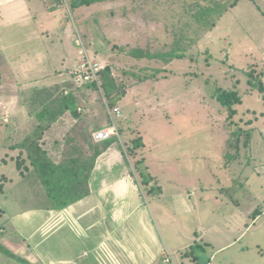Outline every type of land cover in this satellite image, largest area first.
<instances>
[{
  "label": "rangeland",
  "instance_id": "rangeland-1",
  "mask_svg": "<svg viewBox=\"0 0 264 264\" xmlns=\"http://www.w3.org/2000/svg\"><path fill=\"white\" fill-rule=\"evenodd\" d=\"M88 1L83 6H75L71 0H47L45 4L54 7V19L50 13L40 12L33 27L36 39L28 35L29 42L20 36L18 25L0 28V106L4 114L0 116L1 246L16 255L15 246L6 244V236L2 241L1 230L9 231L8 221L17 212L52 202L44 185L37 184L40 182L37 173L23 174L24 180L19 178V166H27L29 161L22 151L19 154L9 146L28 136L35 125L29 121L19 131L7 135L9 125L4 118L12 112L2 105L1 95L8 102H15L18 96L27 106L19 110L31 116L39 105L32 103V91L22 93V87L37 85L42 81L37 78L54 67L59 70L57 75L65 74L70 63L60 61L61 54L55 55V60L49 55L48 61L46 52L39 51L40 41L57 40L58 34L65 38L68 33L73 36L79 33L89 56L104 69L111 70L116 81V96L112 100L130 114L129 126L133 132L141 133L137 152H153L149 167L138 155L137 159H128L139 181L143 183L146 178L143 166L154 172L168 167L160 172L164 185L175 177L192 183L209 181L215 188L235 187L234 196L241 203L240 213L234 209L231 199L228 197L230 202L226 198L223 189L216 190V213L213 216L211 212L210 221L217 232L223 230L226 234L217 238L214 250L204 241L202 247L196 249V263L264 264V215H261L264 203L260 218L251 215L253 203L259 204L264 197V94L251 85L247 76V72L252 73L254 83H262L264 88V0H239L214 28L203 27L209 28L204 33H200L197 23L191 20L190 14L197 8L188 12L187 0ZM44 30L48 34L42 36ZM59 47L56 45V50H60ZM49 49L52 50L51 46ZM139 49L151 56L137 60L132 52ZM147 77V81H142ZM58 80L60 77L56 78V90L64 84H58ZM33 81L36 82L32 84ZM233 90L238 91L242 102L235 105L237 114L229 118L228 108L217 97ZM91 94L90 102L102 107L103 112L96 108L92 112L96 116L90 117L88 126L100 127L108 123L119 126L120 122H113L110 116L112 109L113 118H116L117 104L112 107L101 83L94 85ZM84 109H89V105ZM127 126L126 122L119 126L126 150L132 143L126 137L132 132ZM249 129H252L250 147L244 146L245 136L241 139V152L250 161L244 172L248 177L245 187L242 179L243 185L238 181L240 168L225 166V148L231 131ZM86 144L87 141L84 148ZM229 152L236 151L231 148ZM243 154L235 166L242 161ZM178 155L183 158H177ZM162 157L169 162H161ZM209 201L213 202L212 196ZM238 229L240 234L247 230L235 244L217 252L221 242L229 243L240 235ZM176 258L190 264L180 255ZM16 263L23 261L0 252V264Z\"/></svg>",
  "mask_w": 264,
  "mask_h": 264
},
{
  "label": "crops",
  "instance_id": "crops-1",
  "mask_svg": "<svg viewBox=\"0 0 264 264\" xmlns=\"http://www.w3.org/2000/svg\"><path fill=\"white\" fill-rule=\"evenodd\" d=\"M46 1L0 0V28H11L18 25L20 36L29 42L28 35L34 37L33 27L40 12L46 11L54 19V7L46 5ZM46 33L48 34V31L44 30L41 35L44 36ZM57 37V40L53 39L50 42L41 40L39 51L40 53L46 52L48 61L50 60L49 55L53 56L51 60H55V55L61 54L60 61L70 62L66 67L69 71L63 75H57L59 70L54 67L37 78L42 79L41 82H37V85L33 84L36 82L33 81L31 82L33 87L30 84L22 87L24 89L22 93L26 94L30 91L50 90L55 87L58 77H60L58 84L74 86L67 92H70L74 98L77 115H73L70 111L67 112L44 132L39 145L43 157L52 161L56 166L65 164L67 173L71 176L73 167H78L73 159L77 161L90 159L94 155L95 148L107 142H110V145L95 161L89 180L90 193L88 196L63 209L54 208L52 201L50 205L45 204V206L17 212L11 216V223L10 220L8 221L9 231L6 233V230H1L2 241L6 236V244L15 246L14 253L30 264H163L167 254H170L177 264H184L178 261L177 255L182 256L190 264L191 261L197 264L195 256L186 254L190 253L193 248L202 247L201 244L204 241L214 250V243L219 240L217 238L226 234L223 230L217 232V227L210 221L211 212L213 216L216 213L215 203L218 201L216 190L223 189L229 201L230 196L225 193V188H215L214 183L209 181L192 183L179 181L178 178L172 177V180H167V185L161 183L160 172L168 167H162L156 172L149 171L147 167L152 162L153 152H138L133 156L130 150H126L122 144L123 138L119 133L121 123H128L127 129L132 131L126 136L129 141L135 140V137L140 138L141 133L133 132L129 126L130 114L124 112L119 104L116 106L119 111L116 112L115 119L112 109L110 110L113 122H120L117 126L119 136H114L107 141L96 142L93 134L110 127L111 124L100 127L88 126L87 122L91 119L90 117L96 116L92 112L96 108L102 111V107L96 106L89 100L91 92L93 93V84L84 83L75 71L80 61L74 44L75 35L68 33L63 38L61 34H58ZM20 42L21 40L17 44ZM56 45L60 46V50H56ZM50 46L52 50L49 49ZM74 73L76 76L73 75ZM16 89H19L18 85ZM1 98L3 100L1 103H4L2 105H5L12 113L14 112L8 118H4L5 123L9 125L7 135L19 131L29 121H33L35 127L38 125L36 112L31 113L30 116L19 110L27 108L25 101L21 102L18 96L15 102H8L2 95ZM88 105L89 109H84ZM2 113V106H0L1 117L4 116ZM25 138L15 142L9 148L12 151L17 150L19 154L22 151L29 161L26 150L15 147ZM85 141H87L86 148H84ZM251 153H253L252 150ZM137 155L147 166L142 167L144 168L142 172L146 174L147 179L151 180L148 185L138 180L128 163V159H137ZM177 158H183V156L178 155ZM247 160L246 155L243 154L242 161L235 166L237 161L231 167L235 170L240 168L241 177L238 181L243 185V180L245 187L248 177L247 174L244 175V172L250 164ZM160 161L165 164L169 162L165 157H162ZM245 161H247L246 164ZM29 172L37 173L30 161L27 166L24 165L22 168L19 166L18 173L21 180H24L23 174ZM39 181L37 184H43L41 179ZM210 196L213 202L209 201ZM235 198L230 202L240 213V199ZM257 202H259L258 199ZM260 203L257 205L253 203L254 209L251 215H254L255 219L260 216V213L257 215L255 213L263 206L264 197ZM246 230L240 234V229H238L240 235L229 243L221 242L222 246L217 252L235 244ZM227 233H230V230Z\"/></svg>",
  "mask_w": 264,
  "mask_h": 264
},
{
  "label": "trees",
  "instance_id": "trees-1",
  "mask_svg": "<svg viewBox=\"0 0 264 264\" xmlns=\"http://www.w3.org/2000/svg\"><path fill=\"white\" fill-rule=\"evenodd\" d=\"M71 2L75 3V6H83L89 1L71 0ZM238 3L239 0H187L185 7L188 12H191L190 10H194V8H197V10L193 14H189L190 17L193 18L191 20L197 23L198 31L200 33H204L208 31L209 28H214L219 19L223 17L228 11L235 8ZM203 27L209 28L204 29ZM201 28L203 29L202 31ZM132 54L135 55L134 58H136L137 60L147 59L151 56L149 53L141 49L134 50ZM73 75L76 76V73H74ZM247 76L251 85L253 84V87L259 89V91L264 94V88L262 83H254V77L250 72H247ZM147 80L148 77L142 81ZM100 83L101 88L105 92L108 100L112 103V107H114L117 104L115 101L112 100L113 97L116 96L114 94V91L116 89V81L112 76L110 68L107 67L100 72L99 84ZM99 84L94 83L93 86ZM73 87L74 86L72 84H63L60 88H58V90H56V87H54L50 90H37L31 93L32 103L37 106H41L38 108L37 111H35L38 119V125L28 135V137H26L22 142H20V144H17L15 146L26 150L30 163L32 164L34 170H36L38 176L40 177L45 189L48 192V195L54 202L53 205L56 209H63L71 205L73 202H76L89 195V180L94 169L95 161L97 157H99L104 151H106L110 145V142H107L104 143L102 146L95 148L94 155L90 159L85 158L79 161L73 159V161L76 162L75 164L78 165V167H73V169L71 170V176L69 173H67V166H64L65 164L56 166L53 164L52 161L43 157L42 149L39 145L41 139L43 138L44 132L54 122L63 117L67 112L70 111L73 115L77 113L76 108H74V98L71 96L70 92H67L69 88L71 89ZM217 98L218 101L221 102L224 107L228 108L229 118L237 114L235 105L240 104L242 102V98L237 90L221 93L218 95ZM251 132L252 129L246 131H231L230 140H227V146L225 148V166H233L234 163L240 158V155L243 154L241 152V139L243 136H245L244 146L246 148L250 147ZM119 133L121 134L120 128ZM139 145L140 138L133 140L131 145L129 146L128 149L130 150L133 156L138 153L137 150L139 148ZM230 147L233 148L236 152H229V150L231 149ZM150 181V179L145 178L143 180V184L148 185ZM224 190L225 193L229 195L231 199H236L234 196V194L236 193L235 187L232 186L229 188H225ZM258 213H261L259 209L256 210L255 214L257 215ZM0 252L12 259L21 262L23 261L24 264H28L27 261L23 260L20 257H17L13 253L6 250V248L2 247L1 244ZM195 254L196 248H193L192 251L190 253H187L186 255L195 256Z\"/></svg>",
  "mask_w": 264,
  "mask_h": 264
},
{
  "label": "built area",
  "instance_id": "built-area-1",
  "mask_svg": "<svg viewBox=\"0 0 264 264\" xmlns=\"http://www.w3.org/2000/svg\"><path fill=\"white\" fill-rule=\"evenodd\" d=\"M81 41V42H80ZM74 43L76 45L77 51L80 56V61L76 66V72L79 74L80 79L84 83H96L99 84L100 72L104 69L96 60L89 56V51H87L83 37L77 33L75 35ZM81 111V109H79ZM119 110L116 109L115 112ZM114 136L118 137V127L116 124H112L110 127L98 130L93 134L94 140L96 142L107 141ZM264 215V212L261 214ZM260 218V216H259ZM163 264H177L170 254L164 257Z\"/></svg>",
  "mask_w": 264,
  "mask_h": 264
}]
</instances>
